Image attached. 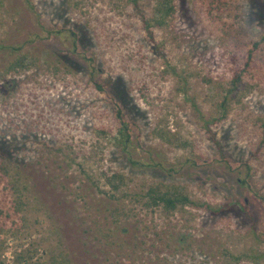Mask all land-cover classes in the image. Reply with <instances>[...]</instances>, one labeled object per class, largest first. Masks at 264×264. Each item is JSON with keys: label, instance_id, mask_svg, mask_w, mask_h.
Returning <instances> with one entry per match:
<instances>
[{"label": "rangeland", "instance_id": "374dc122", "mask_svg": "<svg viewBox=\"0 0 264 264\" xmlns=\"http://www.w3.org/2000/svg\"><path fill=\"white\" fill-rule=\"evenodd\" d=\"M172 1L0 0V264H264V0Z\"/></svg>", "mask_w": 264, "mask_h": 264}, {"label": "trees", "instance_id": "16d2710c", "mask_svg": "<svg viewBox=\"0 0 264 264\" xmlns=\"http://www.w3.org/2000/svg\"><path fill=\"white\" fill-rule=\"evenodd\" d=\"M201 2L204 4V10H205V15L209 18L217 16V14L224 10L225 7L227 6V0H201ZM29 6V5H28ZM32 8L31 6H29ZM174 11V4L172 0H156L153 8H152V16L150 18L151 22L149 20H143L144 23V28L146 31H148V27L151 25V23L155 25H161L166 22V20L171 17ZM3 45H0V48H2ZM257 46V42H253L251 45V48H254ZM247 50L246 53V58L243 62L242 69H245L248 66L249 58L251 55V50ZM23 57H14V60L10 61L7 63L5 66L4 73H8L11 71H15L18 66H23L25 65L22 63ZM90 67H92L91 64H89ZM239 79V73H233L230 84L233 87L236 82ZM95 86L98 89H103L100 84L95 83ZM224 99V98H223ZM223 101V100H222ZM222 103V102H221ZM112 104V113L114 118L118 122V127H117V138H114V143L116 146L119 148V150L123 153H127L128 151V146L130 142V132H131V122L124 119L120 106L118 103L113 100L111 101ZM223 105V103H222ZM127 160L130 163H134L133 160L129 157V154L126 156ZM7 159H0V177H3V174H7ZM114 175V174H113ZM117 182L123 181V176L121 174H115ZM13 180H10V183L8 184V189L10 191L17 189L15 186V181L18 179L16 177H12ZM241 183H244V179L240 180ZM116 183L112 184V188L116 189ZM24 187V186H22ZM144 197L146 198V202L144 203L147 206H154V205H161L162 209L165 211H170L174 209L177 205H183L186 203H192L184 193L180 192L176 187L173 188H165L164 190L159 189L156 185H149L146 190L144 191ZM14 206L13 208H16V205L20 204V200L13 199L12 202ZM264 205V203H263ZM4 215L5 217H9V212L8 213H3V211L0 208V216ZM36 253V249L30 248V247H23L20 250H17L14 252L12 258H11V264H36L34 261L31 260L32 254Z\"/></svg>", "mask_w": 264, "mask_h": 264}]
</instances>
